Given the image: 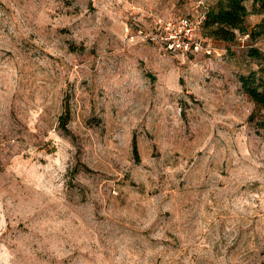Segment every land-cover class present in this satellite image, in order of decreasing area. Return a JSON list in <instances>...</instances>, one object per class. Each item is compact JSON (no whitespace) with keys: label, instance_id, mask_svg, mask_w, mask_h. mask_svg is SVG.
<instances>
[{"label":"rangeland","instance_id":"obj_1","mask_svg":"<svg viewBox=\"0 0 264 264\" xmlns=\"http://www.w3.org/2000/svg\"><path fill=\"white\" fill-rule=\"evenodd\" d=\"M217 1L0 0V264H264V11L168 45Z\"/></svg>","mask_w":264,"mask_h":264},{"label":"trees","instance_id":"obj_2","mask_svg":"<svg viewBox=\"0 0 264 264\" xmlns=\"http://www.w3.org/2000/svg\"><path fill=\"white\" fill-rule=\"evenodd\" d=\"M244 0H218L216 7L205 12L202 25L209 26L211 35L221 37L233 36V30L229 27L243 29V23L248 10ZM253 6L258 3V10L264 11V0H252ZM242 90L260 107L264 108V78L260 77L257 82L253 76L242 74L240 76ZM255 82V83H254ZM132 151L138 158L136 142L133 141Z\"/></svg>","mask_w":264,"mask_h":264},{"label":"built area","instance_id":"obj_3","mask_svg":"<svg viewBox=\"0 0 264 264\" xmlns=\"http://www.w3.org/2000/svg\"><path fill=\"white\" fill-rule=\"evenodd\" d=\"M205 13L199 14L194 18L181 16L178 21L168 22L165 27L168 29L169 47H179L182 49H200L204 52H210L209 45H203L201 38L198 37V28L202 25Z\"/></svg>","mask_w":264,"mask_h":264},{"label":"bare ground","instance_id":"obj_4","mask_svg":"<svg viewBox=\"0 0 264 264\" xmlns=\"http://www.w3.org/2000/svg\"><path fill=\"white\" fill-rule=\"evenodd\" d=\"M203 22V21H202Z\"/></svg>","mask_w":264,"mask_h":264}]
</instances>
